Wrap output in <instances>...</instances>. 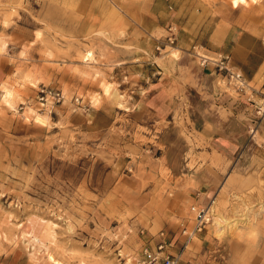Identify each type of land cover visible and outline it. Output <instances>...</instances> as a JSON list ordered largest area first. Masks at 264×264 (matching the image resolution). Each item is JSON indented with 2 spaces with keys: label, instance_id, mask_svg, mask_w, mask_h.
I'll use <instances>...</instances> for the list:
<instances>
[{
  "label": "rangeland",
  "instance_id": "rangeland-1",
  "mask_svg": "<svg viewBox=\"0 0 264 264\" xmlns=\"http://www.w3.org/2000/svg\"><path fill=\"white\" fill-rule=\"evenodd\" d=\"M144 11L145 0H0V264H155L144 251L161 230L179 264H264V153L229 165L215 153L202 131L212 97L173 62L178 26L174 44L170 25L152 53L135 47ZM221 71L223 92L253 94ZM43 87L64 101L41 108ZM242 128L251 139L259 127ZM201 182L213 218L185 248L196 211L183 195Z\"/></svg>",
  "mask_w": 264,
  "mask_h": 264
},
{
  "label": "crops",
  "instance_id": "crops-1",
  "mask_svg": "<svg viewBox=\"0 0 264 264\" xmlns=\"http://www.w3.org/2000/svg\"><path fill=\"white\" fill-rule=\"evenodd\" d=\"M232 2L234 6L229 0H145L146 11L133 25L134 32L147 35L134 41L135 47L147 53H152L155 39L168 34L170 25L178 26L173 62L175 65L187 62L189 69L183 78L203 98L202 102L206 99L203 95L212 97L204 103L215 106V110L202 124L203 137L213 144L215 153L227 165L242 152L243 159L251 161L264 153V114L260 117L257 111L264 94V0ZM221 8L227 12L221 14ZM220 66H227L230 72L253 82V94L237 99L223 92L217 86V80L225 77ZM256 124L258 131L250 139L252 134L242 127ZM197 187L189 189L183 197L192 206L209 205L214 196L213 186L201 182ZM198 239V249L204 248L202 244L208 235H199ZM193 254L185 250L182 257L191 258L189 255ZM199 259L192 263L217 264Z\"/></svg>",
  "mask_w": 264,
  "mask_h": 264
},
{
  "label": "built area",
  "instance_id": "built-area-1",
  "mask_svg": "<svg viewBox=\"0 0 264 264\" xmlns=\"http://www.w3.org/2000/svg\"><path fill=\"white\" fill-rule=\"evenodd\" d=\"M177 38V27L170 26L168 41L170 44H174ZM220 70H227L231 78H242L240 74L232 73L227 66H220ZM37 102L41 104V108L52 109V105L64 101L65 95L61 90L54 88L43 87L39 90L36 97ZM214 200L209 205L193 206L192 209L196 211L195 224L192 230L185 227L182 231L184 240V247L193 240V238L200 232H202L211 222L213 218L212 205ZM156 241V250L146 248L144 254L150 260L151 263L163 264H179L180 256L173 253L172 249L175 247L176 240L172 237L167 230H161L153 236Z\"/></svg>",
  "mask_w": 264,
  "mask_h": 264
},
{
  "label": "bare ground",
  "instance_id": "bare-ground-1",
  "mask_svg": "<svg viewBox=\"0 0 264 264\" xmlns=\"http://www.w3.org/2000/svg\"><path fill=\"white\" fill-rule=\"evenodd\" d=\"M91 54H92V53H89V54L87 55V57H90V58H91ZM87 59H89V58H87ZM6 95H7V94H6ZM216 219H217V218H216Z\"/></svg>",
  "mask_w": 264,
  "mask_h": 264
}]
</instances>
